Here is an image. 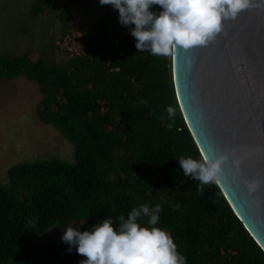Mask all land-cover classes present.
I'll return each instance as SVG.
<instances>
[{
    "label": "trees",
    "instance_id": "obj_1",
    "mask_svg": "<svg viewBox=\"0 0 264 264\" xmlns=\"http://www.w3.org/2000/svg\"><path fill=\"white\" fill-rule=\"evenodd\" d=\"M55 1L35 0L31 11L39 15ZM60 18L70 22L73 15L62 8ZM132 27L122 26L119 14L113 26L95 21L84 30V56L62 62L0 53V78L36 81L45 95L39 119L74 143V162L52 158L9 168L0 184V264H80L86 257L75 246L69 252L56 240L29 243L53 226L83 220L80 230H90L145 203L161 206L155 226L170 233L185 264H264V250L219 185L201 186L180 168L177 158L203 156L176 97L172 53L139 52ZM168 106L175 109L171 120ZM148 219L138 222L152 227Z\"/></svg>",
    "mask_w": 264,
    "mask_h": 264
},
{
    "label": "water",
    "instance_id": "obj_2",
    "mask_svg": "<svg viewBox=\"0 0 264 264\" xmlns=\"http://www.w3.org/2000/svg\"><path fill=\"white\" fill-rule=\"evenodd\" d=\"M172 76L185 122L203 156L239 157L240 175L219 184L237 217L264 250V187L249 195L244 179L264 178V0L204 46L176 48ZM254 201H259L255 203Z\"/></svg>",
    "mask_w": 264,
    "mask_h": 264
},
{
    "label": "clouds",
    "instance_id": "obj_3",
    "mask_svg": "<svg viewBox=\"0 0 264 264\" xmlns=\"http://www.w3.org/2000/svg\"><path fill=\"white\" fill-rule=\"evenodd\" d=\"M101 5H111L119 13L122 26L134 25L130 34L135 38L139 52L148 51L154 56H168L176 48L191 49L213 41L223 30V22L235 19L250 6V0H99ZM152 6L161 11L153 12ZM146 103V101H141ZM168 118L175 116V109L167 107ZM171 126V125H169ZM185 176L200 185L228 183L240 175L239 157L231 158L227 152L214 151L199 160L183 156L177 158ZM249 195L264 187V178L244 179ZM203 194V187H200ZM259 203V201H254ZM160 205L154 208L148 204L133 207L117 220L109 217L98 221L90 230L79 227H63L62 241L73 246L86 259L80 264H185L186 257L177 250L170 233L156 227ZM148 217V224L142 226L138 219Z\"/></svg>",
    "mask_w": 264,
    "mask_h": 264
},
{
    "label": "rangeland",
    "instance_id": "obj_4",
    "mask_svg": "<svg viewBox=\"0 0 264 264\" xmlns=\"http://www.w3.org/2000/svg\"><path fill=\"white\" fill-rule=\"evenodd\" d=\"M34 1L0 0V53L31 52L51 62H62L70 57L56 44L64 31L85 30L95 21L109 26L118 21V10L101 5L99 0H74L71 4L56 0L39 15L31 11ZM62 8L73 14L70 22L61 20ZM44 97L38 83L24 76L0 78V184L8 182L9 168L21 162L52 158L74 162V143L37 115L38 103ZM83 223L74 220L53 226L29 245L38 247L53 240L64 243L62 228L71 224L80 227Z\"/></svg>",
    "mask_w": 264,
    "mask_h": 264
},
{
    "label": "built area",
    "instance_id": "obj_5",
    "mask_svg": "<svg viewBox=\"0 0 264 264\" xmlns=\"http://www.w3.org/2000/svg\"><path fill=\"white\" fill-rule=\"evenodd\" d=\"M57 46L70 57H80L85 54L84 30L73 29L64 32L56 41Z\"/></svg>",
    "mask_w": 264,
    "mask_h": 264
},
{
    "label": "crops",
    "instance_id": "obj_6",
    "mask_svg": "<svg viewBox=\"0 0 264 264\" xmlns=\"http://www.w3.org/2000/svg\"><path fill=\"white\" fill-rule=\"evenodd\" d=\"M72 15H73V14H72ZM34 56H36V55H34ZM42 56H43V55H42ZM18 77H19V76H18ZM24 77H25V76H24ZM16 78H17V77H16ZM25 78H26V77H25ZM2 79H4V78H2ZM14 79H15V78H14ZM27 79H28V78H27ZM35 82H36V81H35ZM38 87H39V85H38ZM39 90H40V89H39ZM40 92H41V91H40ZM41 100H42V99H41ZM41 100H40V101H41Z\"/></svg>",
    "mask_w": 264,
    "mask_h": 264
}]
</instances>
